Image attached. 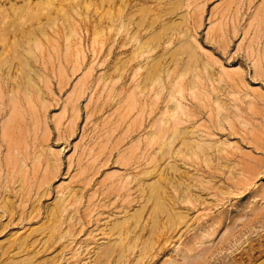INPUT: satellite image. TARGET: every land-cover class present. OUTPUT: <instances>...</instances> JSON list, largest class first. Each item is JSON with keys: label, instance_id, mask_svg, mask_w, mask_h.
I'll list each match as a JSON object with an SVG mask.
<instances>
[{"label": "rangeland", "instance_id": "obj_1", "mask_svg": "<svg viewBox=\"0 0 264 264\" xmlns=\"http://www.w3.org/2000/svg\"><path fill=\"white\" fill-rule=\"evenodd\" d=\"M0 264H264V0H0Z\"/></svg>", "mask_w": 264, "mask_h": 264}]
</instances>
